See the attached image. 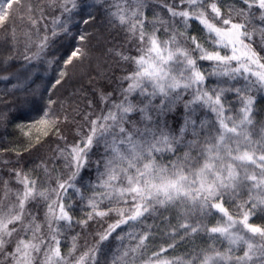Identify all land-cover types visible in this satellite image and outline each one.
Returning a JSON list of instances; mask_svg holds the SVG:
<instances>
[{
    "label": "snow or ice",
    "instance_id": "1",
    "mask_svg": "<svg viewBox=\"0 0 264 264\" xmlns=\"http://www.w3.org/2000/svg\"><path fill=\"white\" fill-rule=\"evenodd\" d=\"M14 6L27 29L0 41V81L37 111L30 127L63 143L0 174V264H264V224L251 222L264 220V0H0V29ZM96 11L136 54L116 53L131 70L68 142L61 102L45 94L87 55L88 34L73 29ZM68 39L81 44L56 55ZM156 232L165 244L149 243Z\"/></svg>",
    "mask_w": 264,
    "mask_h": 264
},
{
    "label": "trees",
    "instance_id": "2",
    "mask_svg": "<svg viewBox=\"0 0 264 264\" xmlns=\"http://www.w3.org/2000/svg\"><path fill=\"white\" fill-rule=\"evenodd\" d=\"M27 7V0H22ZM157 12H161L165 17L166 10L156 8ZM24 14L22 9L14 6L12 17L3 29H0V41H3L4 34L8 29L15 27L18 34H22L27 29V24L19 19V16ZM95 22L89 25L80 24L78 28L73 29V33L82 31L88 34V39L83 46L87 55L82 59L75 61L67 67L68 75L61 86L55 90L54 95L45 94V99L48 95H52L54 100L61 102L56 106L57 114L61 117L67 116L66 123L60 125V134L64 136L68 142L75 139V133L79 126L83 125V115L89 112L99 113L105 106L101 103L100 93H113V96L118 94L117 90L120 86L119 78L126 74V71L131 70L130 66L120 60L116 55L118 51L125 54L135 55L134 47L126 42L125 34L110 26L102 11H96ZM148 18H153L152 12H148ZM79 19V18H77ZM199 26L196 23L192 24L190 35H199ZM183 29H181L182 31ZM81 42L76 39H68L62 42V47L56 55L66 58L67 54L74 47H79ZM9 49L0 43V54L7 55ZM62 65V61H61ZM54 73L49 72L43 79L46 82ZM38 84L41 81H37ZM43 87V85H42ZM10 86L6 82L0 81V97L9 102V107L5 108L0 104V111L10 112V122L0 124V161H9L7 166L0 164V174L7 178L8 169L21 167L25 170H31L42 159H49L53 156V150L58 143L57 137L49 133L45 136L40 127H30L33 121L38 119L37 111H28L29 105L16 101V96L6 95ZM23 97V94H18ZM31 99V97H29ZM256 111L260 113L258 120H264V99L257 98ZM91 105V106H89ZM17 125H24L23 129ZM34 175H40L35 172ZM232 210V209H230ZM86 211V210H85ZM164 216H169L168 212L163 213ZM78 219H83V214L80 210L74 213ZM215 223V219L210 221ZM251 222L256 224H264V220L256 218ZM148 224L154 223L150 218ZM161 229L165 225L160 223V220L155 221ZM175 224V219L172 220ZM97 227L93 225V228ZM79 231V229H77ZM156 239L150 241L152 245H163L165 240L160 232L154 233ZM206 238L197 237L195 244L203 245ZM63 250L67 251V245L63 246ZM186 248L182 246L175 254L179 255Z\"/></svg>",
    "mask_w": 264,
    "mask_h": 264
}]
</instances>
